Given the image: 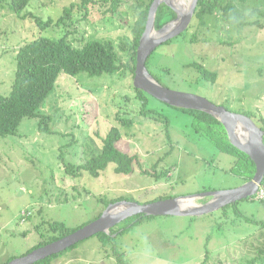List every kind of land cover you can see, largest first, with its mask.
Returning <instances> with one entry per match:
<instances>
[{"label": "rangeland", "instance_id": "rangeland-1", "mask_svg": "<svg viewBox=\"0 0 264 264\" xmlns=\"http://www.w3.org/2000/svg\"><path fill=\"white\" fill-rule=\"evenodd\" d=\"M11 0H0V95L13 90L19 48L41 36L65 35L76 46L87 40H113L117 46L131 38L140 0H129L118 13L109 4L93 3L86 19L81 13L65 26L42 29L37 18L55 21L65 8L80 0H31L23 14H16ZM191 1V0H187ZM223 1V0H222ZM229 0H225L227 2ZM243 12L264 8V0H233ZM189 3L182 8L188 10ZM264 23V17L261 18ZM123 62L133 66L131 50L121 51ZM195 63L218 73L207 81ZM148 69L162 85L204 96L232 110L264 117V28L231 27L221 11L190 26L160 45L150 56ZM132 68L92 76L61 74L42 114L51 115L50 130L39 118H24L17 135L0 136V264L22 257L52 233L50 223L64 222L71 229L96 220L108 206L102 199L119 197L152 202L164 196L184 197L236 188L244 182L231 173L234 156L200 137L194 117L149 97V108L161 112L170 127L139 114ZM127 97L131 101H127ZM128 103V104H126ZM128 110L135 124L121 127L118 111ZM113 126L121 127L118 146L141 164L133 174L115 172L111 164L100 177L83 170L80 176L65 171V163L82 164L103 148V138ZM171 152L168 156L167 154ZM158 164L157 168L154 166ZM168 172V175L164 173ZM159 172V180L153 176ZM237 207L217 209L201 216L158 215L121 234L116 242L132 264H247L264 246V228L246 220L264 219V203L239 200ZM199 204L203 200L197 201ZM123 221L116 228L126 226ZM54 264H117L110 247L97 236L58 257Z\"/></svg>", "mask_w": 264, "mask_h": 264}, {"label": "trees", "instance_id": "trees-1", "mask_svg": "<svg viewBox=\"0 0 264 264\" xmlns=\"http://www.w3.org/2000/svg\"><path fill=\"white\" fill-rule=\"evenodd\" d=\"M97 1L98 0H80L73 2L70 6L65 8L64 15L57 21L52 17H49L47 20L37 18L36 22L41 30L51 26H67L73 21L74 16L77 13L81 14L83 12L82 14L87 19L90 12V5L93 3L100 2L102 5L109 4L110 6L107 11L118 13L122 10L123 5L129 0ZM140 1V5L138 6V8H140L138 17L131 27L132 36L131 38H128V40L121 42L119 46H117L113 40L101 41L98 39H90L84 41L85 43L78 47L68 39L67 35L58 39L41 36L24 43L19 48L17 55L18 66L15 74L13 90L8 96L0 95V136L5 137L8 135H17L24 118H39L41 129L50 130L49 123L51 122L52 117L51 115L42 114L40 108L56 88L61 74L78 75L85 72L92 76H99L115 73L127 65L132 68V73L135 77L137 51L140 39L146 30L150 8L154 0ZM30 2L31 0H11L10 6L16 14L21 15ZM219 10L221 11L222 20L231 27L257 26L259 28H264V23L261 21V18L264 17V8H256L250 13H245L233 0L227 2H225V0H199L195 12V18L200 23H205L207 16L214 15ZM176 16V12L170 6L162 4L158 10L156 27L158 29L162 28L165 24L175 19ZM129 50H131L133 66H131L129 62L125 64L120 55L121 51L127 52ZM195 66L199 69L204 79L211 82L217 81V72L209 70L200 63H195ZM134 89L137 93L136 98L142 105L139 114L154 118L157 121L165 122L169 131L170 124L168 120L161 117L162 114L160 111L149 108L148 106L149 97L152 96L135 86ZM126 99L127 101H131L129 97ZM225 107L232 110L229 106ZM178 109L185 113H189L194 117L192 125L200 137H204L213 142L220 151L234 156V164L230 169L232 174L241 178L243 182H247L254 178L257 172L255 162L249 154L240 150L230 142L225 126L218 118L204 111L185 108ZM239 113H244L253 117L264 128V117L259 121L257 120V115L254 113L243 111H239ZM116 119L122 128H131L135 124V120L130 116L128 110L118 111L116 113ZM121 127L113 126L110 129L109 133L103 138V148L98 154H93L82 164L65 163L66 173L77 177L82 174L83 170H85L93 177L98 178L103 171H105L111 164H114L116 173L126 175L133 174L136 166L141 164L140 156L139 154L132 155L125 152L118 146L119 141L123 138ZM170 154L171 152L167 155L169 156ZM1 165L0 160V170ZM157 165L158 164L154 166V169L158 167ZM168 172L169 171L164 174L168 175ZM153 176H155L157 180L163 177L159 172L154 173ZM262 186L264 187V180ZM170 197L171 196H164L157 198L154 201ZM251 198L257 200L255 196ZM122 200L135 201V199H127L125 197H119L112 200L102 199L101 201L104 202L106 206H109L112 203ZM205 200H207V198L203 199L204 202ZM258 201L264 203L262 200ZM239 203L240 201L228 204L223 207V209L227 210L231 206L237 207ZM153 217L155 216H147L143 214L137 215L125 220L127 223L125 227L117 229L116 227L119 225L118 224L114 226L109 233L100 232L95 236L98 237L104 248L110 247L112 249L117 264H132L127 258L126 253L118 248L116 240L121 234L129 231L146 219H151ZM246 220L251 223H256L264 228V219L252 220L251 218L246 217ZM77 229L69 228L64 222L50 223L49 230L52 235L48 239L43 240L38 245L34 246L26 254L36 248L59 240ZM80 243L70 247L64 252L54 254L35 264H54L53 261L55 259L78 247ZM13 259H15V257L9 259L7 263ZM208 261L209 251L206 254L204 264H208ZM222 264L233 263L224 262ZM247 264H264V246L257 248L256 254L248 260Z\"/></svg>", "mask_w": 264, "mask_h": 264}, {"label": "water", "instance_id": "water-1", "mask_svg": "<svg viewBox=\"0 0 264 264\" xmlns=\"http://www.w3.org/2000/svg\"><path fill=\"white\" fill-rule=\"evenodd\" d=\"M173 1L177 0H154L151 5L146 30L140 39L137 51L134 86L170 106L204 111L218 118L224 124L230 142L249 154L255 162L257 172L254 178L229 190L170 197L148 203L128 200L112 203L96 220L59 240L36 248L22 257L15 258L7 264H35L54 254L64 252L100 232L109 233L114 226L137 215L201 216L228 204L253 197L260 189L264 180V128L253 117L229 110L204 96L172 90L162 85L148 69L147 62L152 53L160 45L181 34L190 26L199 3V0H191L188 10L185 11ZM162 4L170 6L177 16L158 29L156 20ZM239 131H243V138ZM207 197H211V199L200 204L197 202Z\"/></svg>", "mask_w": 264, "mask_h": 264}, {"label": "built area", "instance_id": "built-area-1", "mask_svg": "<svg viewBox=\"0 0 264 264\" xmlns=\"http://www.w3.org/2000/svg\"><path fill=\"white\" fill-rule=\"evenodd\" d=\"M255 198L257 200L264 201V187L262 185H261L260 189L258 190V192L255 194Z\"/></svg>", "mask_w": 264, "mask_h": 264}, {"label": "bare ground", "instance_id": "bare-ground-1", "mask_svg": "<svg viewBox=\"0 0 264 264\" xmlns=\"http://www.w3.org/2000/svg\"><path fill=\"white\" fill-rule=\"evenodd\" d=\"M176 5H178L179 7H181L182 8V6L184 5V2L186 3H189L190 1H187V0H177V1H173ZM183 9V8H182ZM183 10H185V8L183 9ZM240 132V136L243 138V135H244V133H243V131H239Z\"/></svg>", "mask_w": 264, "mask_h": 264}, {"label": "flooded vegetation", "instance_id": "flooded-vegetation-1", "mask_svg": "<svg viewBox=\"0 0 264 264\" xmlns=\"http://www.w3.org/2000/svg\"><path fill=\"white\" fill-rule=\"evenodd\" d=\"M211 199V197H207V200H205V202H207L208 200H210Z\"/></svg>", "mask_w": 264, "mask_h": 264}]
</instances>
